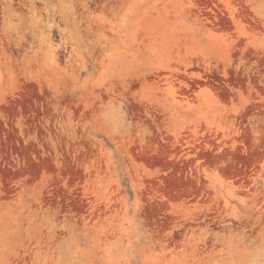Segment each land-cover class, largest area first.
I'll use <instances>...</instances> for the list:
<instances>
[{
	"label": "rangeland",
	"instance_id": "374dc122",
	"mask_svg": "<svg viewBox=\"0 0 264 264\" xmlns=\"http://www.w3.org/2000/svg\"><path fill=\"white\" fill-rule=\"evenodd\" d=\"M0 264H264V0H0Z\"/></svg>",
	"mask_w": 264,
	"mask_h": 264
}]
</instances>
